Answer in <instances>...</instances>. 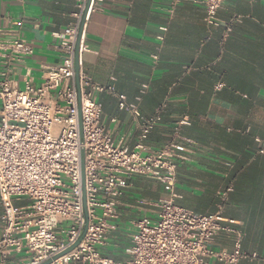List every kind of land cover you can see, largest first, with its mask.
Returning <instances> with one entry per match:
<instances>
[{"label":"crops","instance_id":"obj_1","mask_svg":"<svg viewBox=\"0 0 264 264\" xmlns=\"http://www.w3.org/2000/svg\"><path fill=\"white\" fill-rule=\"evenodd\" d=\"M76 3L0 0V72L9 43L19 39L32 47L30 56L8 62L18 89L25 78L39 86L48 68L61 65L56 45L73 22ZM204 17L197 0H104L86 19L80 75L111 89L93 98L101 106V124L121 148L134 149L143 119L158 108L161 120L144 141L152 152L171 138L179 121L187 122L177 126L190 143L178 142L184 159L177 163L175 204L195 215L219 212L241 232V251L255 256L237 264H264V0H224L212 25ZM118 96L136 107L139 118L118 108ZM123 181L118 217L98 247L116 262L130 257L134 222L153 223L157 203L168 197L156 181ZM1 215L0 206V229ZM234 240L221 232L209 249L231 252ZM32 257L12 253L4 264H28Z\"/></svg>","mask_w":264,"mask_h":264},{"label":"built area","instance_id":"obj_2","mask_svg":"<svg viewBox=\"0 0 264 264\" xmlns=\"http://www.w3.org/2000/svg\"><path fill=\"white\" fill-rule=\"evenodd\" d=\"M87 0H77L73 22L59 35L56 48L62 54L59 67L48 68L42 83L34 87L29 78L23 89L10 79L8 62H18L32 54L22 40L7 45V65L0 72V264L6 256L32 255L28 264H41L62 253L80 236L85 219L82 207L79 150H84V187L87 211L85 234L69 253L50 264H237L254 259L241 251V232L220 213L195 215L175 204L177 163L181 139L178 127L155 152L144 141L161 120V108L141 123L139 142L132 150L121 148L101 124V106L94 92L111 91L80 75V102L83 143L79 144L76 91L74 87V44ZM104 0H91L89 13ZM185 0H174L179 3ZM224 0H197L205 12L204 21L214 23ZM87 15V16H88ZM165 31V29H163ZM161 39V37H160ZM1 49V48H0ZM86 47L80 45V52ZM118 108L135 118L139 113L118 96ZM140 176L163 185L168 197L156 207V220L134 222L130 257L116 262L98 251L118 217V199L124 177ZM224 199L225 194L222 195ZM25 199L28 204L16 206ZM60 225L64 229L58 230ZM234 235L231 252L212 251L209 245L219 233Z\"/></svg>","mask_w":264,"mask_h":264},{"label":"water","instance_id":"obj_3","mask_svg":"<svg viewBox=\"0 0 264 264\" xmlns=\"http://www.w3.org/2000/svg\"><path fill=\"white\" fill-rule=\"evenodd\" d=\"M91 0H87L84 10L81 15L77 36L75 39L74 44V87L76 91V101H77V114H78V134H79V144L82 145L83 143V131H82V123H81V102H80V45H81V38L84 30V26L86 23L87 15H88V9L90 6ZM79 160H80V176H81V190H82V207H83V214L85 219V226L80 234V236L76 239V241L68 247L65 251L62 253L52 257L51 259H48L44 261L41 264H50L51 261L56 260L62 255H65L72 251L82 240L85 231H86V224H87V211H86V201H85V187H84V150L80 148L79 150Z\"/></svg>","mask_w":264,"mask_h":264}]
</instances>
